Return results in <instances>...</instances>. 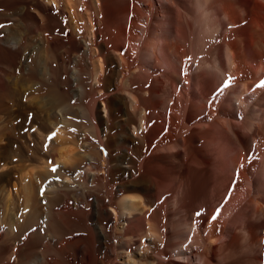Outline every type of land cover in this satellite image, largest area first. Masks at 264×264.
I'll return each mask as SVG.
<instances>
[{
  "label": "bare ground",
  "instance_id": "1",
  "mask_svg": "<svg viewBox=\"0 0 264 264\" xmlns=\"http://www.w3.org/2000/svg\"><path fill=\"white\" fill-rule=\"evenodd\" d=\"M164 1L0 0V264L228 260L225 193L264 176V0Z\"/></svg>",
  "mask_w": 264,
  "mask_h": 264
},
{
  "label": "rangeland",
  "instance_id": "2",
  "mask_svg": "<svg viewBox=\"0 0 264 264\" xmlns=\"http://www.w3.org/2000/svg\"><path fill=\"white\" fill-rule=\"evenodd\" d=\"M162 2V0H155V6L156 7H160V2ZM164 1V0H163ZM164 3H165V1H164ZM167 3V2H166ZM163 17L161 16V14L159 13V19H162ZM218 26L220 27V25L218 24ZM218 27V28H219ZM221 29V28H220ZM249 143H251V142H249ZM247 145V147H249V148H252V147H250V145L251 144H245V146ZM252 146V145H251ZM226 166V165H225ZM229 166H231V165H229ZM228 167V166H227ZM257 168H259V169H257ZM257 168H255V169H257V170H260V168L261 167H259L258 165H257ZM263 169H264V167H262ZM261 168V169H262ZM230 169H233V167H228V170H230ZM228 170H227V168H226V170H225V173H227L228 172ZM227 171V172H226ZM232 171V170H231ZM229 172L230 173V176L232 175V173H233V171L232 172ZM261 171V170H260ZM264 171V170H263ZM248 172H250V176H251V173H252V171L251 170H249ZM254 172V175H253V173H252V176H251V178L250 177H245V179H243L242 181H243V184H244V186H242V184L240 185V190L238 191L239 193H240V191H242L241 193L242 194H240V195H244V194H247L249 191H250V189H251V192H249L247 195H246V197L247 196H249L247 199H246V197L245 196H243V200H245V201H249V200H256V199H258V200H260V201H262V202H260L261 203V205H260V203H259V206L261 207V209H260V207H259V211L258 210H255V209H258L257 207H254L256 204H255V202L253 203H251L250 201L249 202H245V201H242L241 199H240V197H238L239 199H240V202L241 203H239V202H237L236 203V205L234 204L233 206H231V204L229 203L230 202V200H228V195H226V193H225V213H224V220H225V244H226V246H225V254H228V257H225V258H228V260L226 259L225 260V264H238L239 262V264H247L248 263V261H249V263H250V261L253 259V260H255V257H260V254H261V256L263 255V253H264V199L262 200V199H260V193H264V176L263 177H261V175L259 176V174L257 175V174H255V172H256V170L255 171H253ZM229 173H227V175L229 174ZM257 173H261V172H259V171H257ZM263 174H264V172H263ZM262 174V175H263ZM256 178H255V177ZM258 177H261V179H262V182H261V180H258V181H255V180H257V179H260V178H258ZM247 178V179H246ZM248 181L249 180V182L251 183H246V181ZM245 182V183H244ZM254 182V183H253ZM258 183V184H257ZM261 185H260V184ZM263 183V184H262ZM254 184V185H253ZM256 184H257V186H256ZM251 185V186H250ZM242 186V187H241ZM225 187H226V185H225ZM247 187V188H246ZM253 189H252V188ZM242 188V189H241ZM255 188V189H254ZM256 188L259 190V191H261V192H259V194H258V190H256ZM246 189H249V191L248 192H246L247 190ZM245 191V193H243ZM253 191H254V193H257L256 195H259V196H256V197H258V198H256L255 196H253L254 194H252L253 193ZM256 191V192H255ZM251 197H254L253 199L251 198ZM220 198V196L218 197V199ZM227 198V199H226ZM237 198V199H238ZM241 198H242V196H241ZM249 198H251V199H249ZM261 198H262V196H261ZM263 198H264V195H263ZM236 199V200H237ZM216 202L218 203V200H216ZM244 202V203H243ZM241 205H239V204ZM246 203H250V204H246ZM216 203H214V205H215ZM228 204V205H227ZM233 204V203H232ZM243 204V205H242ZM245 204V205H244ZM212 207H213V204H212ZM240 208V209H239ZM263 208V209H262ZM218 211V210H217ZM217 211H215V212H217ZM241 212V214H240V216H239V213ZM252 212H254V214L252 213ZM261 212V214H263V218H262V220H261V218L260 219H257V217H260V214L259 213ZM253 214V216H254V218L253 217H250V218H253L252 220H249V222L250 221H252V222H254L255 221V224H253L254 225V227H255V233H256V235H255V237L258 235V237H259V234H261L260 236H262V237H260V239H261V241L262 242H260L259 243V245H260V247L259 248H257L259 245L257 244L259 241H257L259 238L258 237H256V239H254V241L253 242H251L250 244H253V245H255V241H256V244L257 245H255V246H252L251 245V247H253V248H249V250L248 249H244V247H250L249 245H247V242H248V240H246V237L244 236V231H242V229H241V231H240V225H241V221H243V218L245 219V221L246 222H248L247 220H248V216H250V214ZM257 214H259V215H257ZM257 215V216H256ZM252 216V215H251ZM239 217H241L240 219H239V221H240V225H239V221H238V218ZM249 218V219H250ZM234 220V221H233ZM259 220H260V222H259ZM232 222H233V224H232ZM259 222V223H258ZM207 223H208V221L206 222V224L204 225V228L203 229H205V228H207V227H205V226H207ZM235 223V224H234ZM262 223H263V225H262ZM260 225L261 227H258L257 225ZM256 226H257V228H256ZM217 225H215V227H214V230H215V232L217 233H215L216 235L214 236V238H215V241H214V246H216V244L217 243H219V241H218V236H220V234L218 233V229H217ZM263 227V229H261ZM259 228V229H258ZM256 229H258V230H256ZM245 231H246V229H245ZM262 231V232H261ZM241 234V235H240ZM243 234V235H242ZM240 235V236H239ZM236 236V237H235ZM237 236H239V237H244L243 239L241 238H238ZM235 237V238H234ZM223 238V237H222ZM235 239V240H234ZM259 239V240H260ZM218 242H217V241ZM221 240V239H220ZM243 240H244V242H243ZM246 240V241H245ZM237 242V243H236ZM242 243H243V245H242ZM229 244V245H228ZM217 246H218V244H217ZM217 246H216V248H217ZM263 246V247H262ZM261 247L263 248V250L261 249ZM244 249V250H243ZM254 249V250H253ZM257 249H259V250H257ZM217 250V249H216ZM230 250V251H229ZM245 250H248V251H245ZM252 252V251H254V253H252V255L250 256V255H248V253H246V252ZM255 252H256V254H257V256L255 255ZM257 252H261L260 254L259 253H257ZM242 253H244V254H242ZM254 254V255H253ZM234 255V256H233ZM247 255V256H246ZM226 256V255H225ZM242 256H244V257H242ZM250 256V257H249ZM239 257H241V260L239 261ZM245 257H247L246 258V260H245ZM230 258V259H229ZM249 259V260H248ZM243 260H245L244 262H242ZM235 262V263H234ZM242 262V263H241ZM254 262L255 261H253V264H254ZM213 264H217V260L216 261H213ZM250 264H252V261H251V263Z\"/></svg>",
  "mask_w": 264,
  "mask_h": 264
},
{
  "label": "snow or ice",
  "instance_id": "3",
  "mask_svg": "<svg viewBox=\"0 0 264 264\" xmlns=\"http://www.w3.org/2000/svg\"><path fill=\"white\" fill-rule=\"evenodd\" d=\"M261 87H264V84H262ZM53 171H55V169H53Z\"/></svg>",
  "mask_w": 264,
  "mask_h": 264
}]
</instances>
